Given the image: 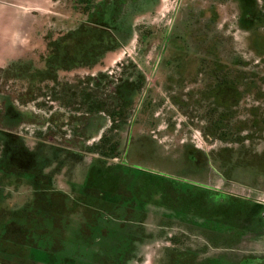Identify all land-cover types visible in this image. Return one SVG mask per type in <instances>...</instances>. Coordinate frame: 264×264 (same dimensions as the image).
Here are the masks:
<instances>
[{
    "label": "flooded vegetation",
    "instance_id": "af4514ba",
    "mask_svg": "<svg viewBox=\"0 0 264 264\" xmlns=\"http://www.w3.org/2000/svg\"><path fill=\"white\" fill-rule=\"evenodd\" d=\"M80 1L83 4L80 14L85 15V19L68 30L56 33L48 23H27L30 25V42H38L39 48H44L43 52L38 50L27 55L8 44L7 48L13 55H0V61L8 62L6 66H0V83L3 84L0 86V264H25V259L29 257L28 264H37L31 256L34 246L29 244L28 251H19L15 244L22 236L31 237L39 233L43 238L50 232L48 240L55 245L40 251L52 253L57 251L60 238L65 241L64 229L67 240L76 243L75 247H92L98 238L109 249L116 264H120L119 259L123 264H134L137 258L144 255L137 248L148 240L144 237V228H137L144 226L149 206L164 205L161 198H157L161 195L160 187L146 197L136 198L137 202L127 201V197L122 199L118 194L121 195L123 191L117 192L118 194L112 192L110 198L101 192L98 199L102 203L98 204L89 198V191L93 190L92 183H81L78 180L84 170L88 178L95 179L116 169L130 167L128 158L132 155L138 157L139 154L143 157L144 151L151 158L163 155L157 135L150 136L142 131L139 137H134L132 125L127 131L122 155H119L115 142L111 141L115 119L121 118L118 116L122 113L125 116L131 109L142 87L147 91L150 86L148 77L142 74L135 81H125L123 85H119L116 91L119 94L120 112L117 117L116 112L107 117L102 113L103 107L97 90L99 79L94 74L107 55L115 53L130 41L136 16L155 13L161 0ZM233 2L237 8L238 28L250 35L247 47L260 62H264V0ZM207 11L218 14V9L214 7L207 8ZM177 36L172 42L168 40L162 44L163 52L166 50L167 53L164 56L161 54L156 68L167 60L164 67L170 70L152 73L151 77H155L153 85L177 87L183 93L175 99L177 106L203 109V118H189L187 125L202 124L204 137L214 142V145L205 149L195 141H180V153L175 154L180 159L175 166L169 168L173 172L189 174L188 177H179L187 183V187L215 193L218 190L210 185L209 180L206 181L208 175L215 173L227 183L235 182L227 179L229 174L239 176L240 173L248 172L252 175L249 178L257 172L263 175V162L253 168L243 162L247 155L255 152L252 149L255 141L264 143V71L244 70L240 63L241 56L232 59L231 55L213 53L211 49L206 54L186 53V46L180 41V36ZM81 72L90 74L93 78L92 90H80V103L76 104L78 112L57 125L60 128L58 134L52 133V124L56 120H53L51 114L41 110L47 103L45 100L42 103L41 100L58 87L56 84L59 83L61 74ZM6 80L21 84L12 86V92L8 93L4 91L5 87L8 88ZM251 100L254 101L253 104H247ZM145 104L147 114L140 121L146 127L158 126L157 119L150 117L149 99ZM58 136L64 143L52 141L53 138L58 139ZM261 154L264 156V149ZM115 159L118 161L110 163ZM65 187H68L69 193L64 191ZM194 195L192 200L198 203L204 215L191 211L195 213V217L187 218L188 221L170 213L169 216L187 222L190 229L198 231L212 245L222 246L228 240L233 241L228 247L234 252L233 247L239 246L247 238L264 236V225L261 224L258 226L259 233L254 228L242 230L241 233L237 232L239 229L222 233L217 225L211 222L207 225L204 217L208 213L211 215L208 211L211 207L207 209L210 206L207 197L202 193ZM87 201L92 203V213L84 211ZM256 204H264H253L252 209H256L259 215L260 210L263 213L264 209ZM223 207L233 212L236 209L235 205L228 203ZM217 216L222 218L221 215ZM19 222L23 224L19 225ZM117 222L122 223L123 227H114ZM234 222L241 223L239 220ZM224 247L223 245L222 248ZM164 251L166 260L160 264H200L197 262L200 254L194 250L179 251L172 247ZM209 252L203 251V254ZM180 253L186 256H179ZM245 256L259 260L255 264H264V255ZM236 257L234 253L228 258L230 262L215 264H239ZM207 258L205 260L212 259Z\"/></svg>",
    "mask_w": 264,
    "mask_h": 264
},
{
    "label": "rangeland",
    "instance_id": "374dc122",
    "mask_svg": "<svg viewBox=\"0 0 264 264\" xmlns=\"http://www.w3.org/2000/svg\"><path fill=\"white\" fill-rule=\"evenodd\" d=\"M83 3L85 6V1ZM82 5L80 0H0V18H3L0 20V55H13V52L7 48L8 44H12L15 50L27 55L33 54L35 51L38 52V50L43 52L44 48L40 49L38 42L34 41V44L30 42L31 39L28 36L30 25L27 23L32 21L48 23L52 31L63 32L85 19V15L80 14ZM213 7L218 9V14L208 13L207 8ZM236 11L237 8L233 0H161L155 13L136 16L133 21V35L130 41L115 53L107 55L94 72L99 79L97 90L103 107L102 113L104 112L103 114L107 117L115 112L117 117V113L120 112V110L118 111L120 108H118L119 94L117 95L116 91L119 85H123L125 81H135L142 74L148 77L150 82L147 91L142 87L138 92L137 101L133 103L125 116L121 112L122 115L118 116L121 118L115 119V129L111 131V141L115 142L119 155H122L127 131L132 125L134 137H139L143 132L150 136L157 135L163 155L160 158H151L152 156H148V153L144 151L143 157L139 154L138 157L132 155L128 158L130 167H123L122 170L116 169L95 179L88 178L84 170L81 178L78 179L81 183L86 181L92 183L93 190L89 191V198L98 204L102 203V200L98 199L101 192L108 198L112 192L118 194L119 191H123L121 195L118 194L122 199L127 197V201L137 202L140 197H146L150 192L156 191L155 188L160 187L161 195L155 196L161 198L160 201L164 205L163 207L149 206L144 226L137 228H144L146 235L144 237L148 240H145L137 248L141 249L144 255L137 258L134 264H160L161 261L166 260V256L163 254L164 250L172 247H176L179 251H183V249L196 251L200 254L197 257V262L200 264L201 261L203 264H211V261L212 264L215 262L228 263L231 261L228 258L234 253L237 256L236 262L239 264H255L259 260H255L254 257L251 259L248 257L249 255L245 256V254L264 255V236L247 238L243 243L238 244L239 246L233 247L232 251L234 252H231L228 246L233 241L228 240L227 243H224V248L220 244L212 245L198 231L190 229L187 222L170 218L171 214L188 221L187 218L195 217V213L204 215V211L200 209L198 203H194L192 200L195 193H202L206 195L210 205L207 206V209L211 207L208 210L211 215L208 213L207 217H204L205 220L207 219L205 222L207 225L208 222L217 225L222 233L235 232L237 229H239L237 232L241 233L242 230L253 228L259 233V224L264 225V212L262 213L260 210L261 213L259 212L258 215L257 210L252 207L255 202L264 204V174L257 172L253 176L254 178H249L252 175L248 172L240 173L239 176L227 175L228 180H233L234 183L241 182L239 185L233 182H224L215 173L208 175L209 178L206 177V181H210V185L218 190L217 193L199 190L196 187H187V183H184L179 177H188L189 174L173 172L169 166H175L176 161L180 159L179 155L175 154L179 152L182 140L195 141L205 149L214 145V142H210L204 137L202 124L187 125L189 118L202 119L204 110L184 109L177 106L175 99L179 95V97L183 95L179 88L156 87L153 85L155 77H151L154 72L158 74L170 70V68L164 67L167 60H164L158 68L156 65L161 54L167 53L166 50L164 52L162 50L163 42L168 40L172 42L177 36L176 34H179L180 41L186 46V53L206 54L211 49L213 53L231 55L232 59L241 56V58L239 57L240 60L242 59L240 63L244 70L264 71V62H260L259 58L254 56V52L250 51L246 45L250 35L238 28ZM41 37L44 38V36ZM7 63L2 60L0 66L1 64L6 66ZM157 69L159 71H156ZM60 77L59 83L56 84L58 87L51 93H47L44 97L46 99L41 100L42 103L44 100L47 102L41 110L46 114H51L53 120H56L57 124L53 122L56 125L52 124L51 131L57 134L60 129L57 125L62 123L66 117L69 118L70 115L73 117L78 112L76 104L80 103V90L84 89V92L92 90L91 80L93 79L90 74L86 75L85 72L72 75L61 74ZM5 82L8 83L6 85L8 88L5 87L6 90L2 89V91L8 93L12 92V86L21 84L20 82L12 83L9 80ZM2 85L0 83V86ZM147 99L151 105L149 107L150 117L157 119L158 126L148 125L146 127L140 121V118L147 114V104H145ZM253 102L251 100L247 104L251 105ZM155 130L156 132H152ZM64 131H62L63 134L67 132ZM52 141L59 144L64 143L59 136L58 139L56 137ZM253 145L252 149L255 152L252 155H247L243 162L252 168L261 165L262 162L264 164V156L261 154L264 143L255 141ZM172 153L174 154L170 155ZM228 160L230 161V159ZM117 161L118 159H115L110 163ZM261 169L264 171V166ZM62 189L64 190V188ZM64 191L68 192V187H65ZM185 192L187 194H182ZM227 203L236 206L234 212L228 211L227 207L224 209L223 206ZM86 204L84 211L92 213V203ZM256 205L264 209V205ZM164 207L167 210L164 211ZM191 211L195 213H191ZM217 214L222 218H219ZM235 220H239L241 223L238 224V222H234ZM21 224L23 223L19 222V225ZM120 226L123 227L120 222L114 224V227ZM64 230L63 239L65 241L60 238L57 251L52 253L40 251V249L44 250L45 247L49 248L55 245L48 240L50 232L43 238L39 236V233L31 237H19V242L15 245L18 246L19 251H28L29 244L34 246L31 256L37 264L43 262L45 264H75L76 262L79 264H116V260L110 256L109 249L105 248L101 239L97 238L96 244L92 247L83 245L82 248L81 246L78 248L75 247L76 243L72 240H67V232ZM19 236L21 235L19 234ZM207 245L212 248L209 249ZM203 251L210 252L205 255ZM179 256L186 255L180 253ZM27 257L29 256L27 255ZM205 257H208L207 259L212 257V259L208 261L205 260ZM29 259L26 258L24 263L28 264L27 260ZM118 261L123 264L121 259Z\"/></svg>",
    "mask_w": 264,
    "mask_h": 264
},
{
    "label": "water",
    "instance_id": "95a60500",
    "mask_svg": "<svg viewBox=\"0 0 264 264\" xmlns=\"http://www.w3.org/2000/svg\"><path fill=\"white\" fill-rule=\"evenodd\" d=\"M5 17V16H4ZM0 20H3V18H0ZM6 58V57H5Z\"/></svg>",
    "mask_w": 264,
    "mask_h": 264
}]
</instances>
